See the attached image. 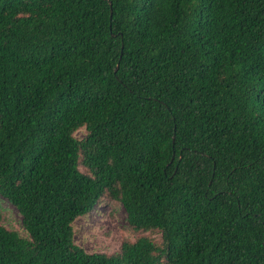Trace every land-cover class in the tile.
<instances>
[{"label": "trees", "instance_id": "obj_1", "mask_svg": "<svg viewBox=\"0 0 264 264\" xmlns=\"http://www.w3.org/2000/svg\"><path fill=\"white\" fill-rule=\"evenodd\" d=\"M0 196V264H264V0H0Z\"/></svg>", "mask_w": 264, "mask_h": 264}, {"label": "rangeland", "instance_id": "obj_2", "mask_svg": "<svg viewBox=\"0 0 264 264\" xmlns=\"http://www.w3.org/2000/svg\"><path fill=\"white\" fill-rule=\"evenodd\" d=\"M78 137L85 134L84 129L75 133ZM2 225L17 231L20 235L27 233L21 222V215L7 199L0 196ZM125 211L121 204L98 202L93 210L73 222L74 241L87 252L111 253L117 250L125 239L133 240L137 233L131 230L125 220Z\"/></svg>", "mask_w": 264, "mask_h": 264}, {"label": "water", "instance_id": "obj_3", "mask_svg": "<svg viewBox=\"0 0 264 264\" xmlns=\"http://www.w3.org/2000/svg\"><path fill=\"white\" fill-rule=\"evenodd\" d=\"M116 68H117V66H116Z\"/></svg>", "mask_w": 264, "mask_h": 264}]
</instances>
